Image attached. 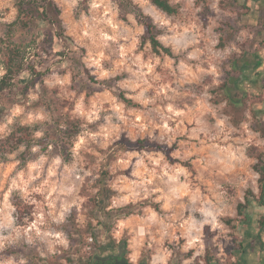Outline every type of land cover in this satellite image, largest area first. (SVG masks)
<instances>
[{"label":"rangeland","instance_id":"rangeland-1","mask_svg":"<svg viewBox=\"0 0 264 264\" xmlns=\"http://www.w3.org/2000/svg\"><path fill=\"white\" fill-rule=\"evenodd\" d=\"M133 1L171 55L155 53L135 15L123 16L114 0H55L66 34L83 49L81 70L73 80L59 45L49 46L40 68L47 94L37 83L0 118V139L20 126L30 131V140L0 154V264H85L117 246L133 264H242L255 253L246 245L264 207L250 198L244 229L227 219L238 216L247 189L259 190L254 165L264 136L254 112L264 119V0L248 15L235 0H169L172 14ZM16 16V0H0V23ZM251 53L263 65L248 84L232 62ZM227 79L243 119L220 90ZM205 212L225 231L208 223L197 235Z\"/></svg>","mask_w":264,"mask_h":264},{"label":"trees","instance_id":"trees-1","mask_svg":"<svg viewBox=\"0 0 264 264\" xmlns=\"http://www.w3.org/2000/svg\"><path fill=\"white\" fill-rule=\"evenodd\" d=\"M114 1L118 4L120 13L123 16L127 13H133L135 15L144 28L142 34L143 41L149 42L151 49L155 53L172 54L171 48L163 45L159 40L158 35L160 30L157 28L152 18L145 14L137 3L133 0ZM150 1L169 14L176 12V7L170 3L169 0ZM235 1L242 6L244 10L243 14L248 15L254 10V2L260 0ZM16 7V19L8 24L0 23V59L4 69V73L0 76V118L18 100L23 98L32 86H35L37 83L42 85L44 70L40 68H43L45 54L49 55V46L53 48L56 43L59 45V49L55 52L60 60H65L71 64L73 68V80L78 77L81 70L80 66L82 65L81 53L79 51H83V49L78 48L71 36L66 34L60 15L61 10L55 0H16ZM261 7L264 13V4H262ZM226 24L233 30L232 35H234L237 32L235 24L234 26L229 23ZM262 50L264 51V46ZM251 55L248 61H246L245 56H243L232 62L233 68L240 70L241 74L246 75L250 72L249 80L253 78L256 71L258 72V68L263 65V57H261V55L255 53H251ZM86 77L93 84L111 86L110 81L107 79H96L90 74H87ZM229 78L231 79V77ZM230 79H227L223 83V87H221L220 90L223 91V94L228 98V103L233 109L234 116L240 120L243 119V112L238 101H236L230 93ZM250 82H252V80ZM41 88V96L43 97L47 94V89L43 85ZM119 96L130 102V99L124 97L122 93H119ZM46 102L49 103L47 96ZM254 116L256 117L255 128L264 136V119H258L255 112ZM28 140H30L29 127L20 126L11 135L0 139V154L11 152L19 144ZM135 143L140 145V147L154 145L158 148H165L164 145L153 143L147 139H137ZM165 151H167V149H165ZM256 158L257 162L254 166L259 173V190L255 193L250 188L247 189L245 201L239 202L237 205L238 216L234 219H227L229 222L236 221L242 224L243 229L252 222L251 214L246 210L250 204V198H253L259 206L264 207V150L257 152ZM127 213H131V211H127ZM257 222L258 232L251 235L253 239L247 243V247H263V241L261 240V235L264 233L263 214L260 215ZM208 261L212 264V260L208 259ZM242 264H247L245 259Z\"/></svg>","mask_w":264,"mask_h":264},{"label":"clouds","instance_id":"clouds-1","mask_svg":"<svg viewBox=\"0 0 264 264\" xmlns=\"http://www.w3.org/2000/svg\"><path fill=\"white\" fill-rule=\"evenodd\" d=\"M129 19L131 20V19H132V16H129ZM65 82H67V79L65 80ZM149 87H150V85H149ZM146 90H147V89H143V90L141 91L140 95L136 97V99L139 100L140 97L143 96L144 91H146ZM34 98H35V97H34ZM141 102L144 103L145 105H147V104L149 103V101H147V100H143V101H141ZM131 155H136V153H132ZM177 155H179V153H177ZM181 158H183V157H181ZM129 159H130V158H129ZM144 159H145V157L141 156V157L138 159V161H137V163H138L141 167L144 166ZM147 160H148L150 163H159L160 161L163 160V157H159L157 160L153 161V158H152L151 156H148V157H147ZM145 170H147V169H145ZM179 171L183 173V172H185V169L181 168V169H179ZM150 174H151V175H156L155 172H152V173H150ZM165 175H166V173H165ZM169 179H173V177H169ZM193 210H195V209H193ZM204 215H205V217H210V219H209V218H206V219H204V220H202V221L199 222V225L196 226V234H197V235H199V233H200V229L202 228L203 224H208V223H210V224L213 226V228H217V227H219V228H221L222 231H225V229L223 228V225H221V224L217 221L216 215H213V214L210 213V212H205ZM217 215H219V213H217ZM152 218L155 219V213H153ZM193 223H194V225H195V222H193ZM6 226H8V225H6ZM61 243H63V244L65 245V247H67V241H66L65 239H61ZM201 254H202V252H201ZM168 255H171V253H168ZM133 259L135 260V259H137V257L134 256ZM184 264H189V262H188V261H185Z\"/></svg>","mask_w":264,"mask_h":264},{"label":"flooded vegetation","instance_id":"flooded-vegetation-1","mask_svg":"<svg viewBox=\"0 0 264 264\" xmlns=\"http://www.w3.org/2000/svg\"><path fill=\"white\" fill-rule=\"evenodd\" d=\"M248 74H249L248 76L249 78L250 72ZM251 80H253V78ZM251 80H249L247 83L250 84ZM249 89L253 90L247 86L245 92ZM120 260L126 261L128 264H133V262L126 256L122 247L117 246V247H107L103 249L101 252H95L90 257L87 263L89 264H95V263L110 264V263H114Z\"/></svg>","mask_w":264,"mask_h":264},{"label":"crops","instance_id":"crops-1","mask_svg":"<svg viewBox=\"0 0 264 264\" xmlns=\"http://www.w3.org/2000/svg\"><path fill=\"white\" fill-rule=\"evenodd\" d=\"M257 232H258V230H257ZM252 239H253V237H251L250 240H252ZM261 240L263 241V247L251 248V254H252V252L254 253V251H255V253L252 254L251 257H248V256L245 257L247 264H264V233L261 235Z\"/></svg>","mask_w":264,"mask_h":264},{"label":"water","instance_id":"water-1","mask_svg":"<svg viewBox=\"0 0 264 264\" xmlns=\"http://www.w3.org/2000/svg\"><path fill=\"white\" fill-rule=\"evenodd\" d=\"M95 264H102V263H95ZM110 264H128L126 261L120 260V261H116L114 263H110Z\"/></svg>","mask_w":264,"mask_h":264},{"label":"built area","instance_id":"built-area-1","mask_svg":"<svg viewBox=\"0 0 264 264\" xmlns=\"http://www.w3.org/2000/svg\"><path fill=\"white\" fill-rule=\"evenodd\" d=\"M90 240H92V238L90 237Z\"/></svg>","mask_w":264,"mask_h":264}]
</instances>
